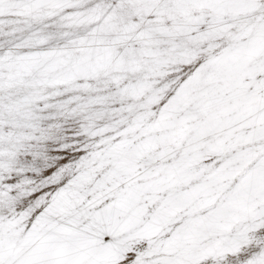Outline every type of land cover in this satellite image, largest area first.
I'll list each match as a JSON object with an SVG mask.
<instances>
[{"label": "rangeland", "instance_id": "obj_1", "mask_svg": "<svg viewBox=\"0 0 264 264\" xmlns=\"http://www.w3.org/2000/svg\"><path fill=\"white\" fill-rule=\"evenodd\" d=\"M7 1L0 0V26L2 27H0V48L3 49H0L2 53L0 54L2 56L0 58V93L3 98L7 97L6 102L0 101V112L14 100L18 101L21 98V92L29 88L32 92L41 90V94L54 93L55 96H51V99L56 104L62 101L64 104L62 110L75 107L78 113L75 117L70 115L55 118V123H59L61 129L56 131L58 135L52 146H61L68 150L61 151L63 154L49 164V168L43 169L44 172L43 170L38 172L35 177L38 181V179L50 177L52 173L59 170V175L54 178L56 179L54 184L22 185V195L25 186L33 185L34 187L26 188L29 194L27 197H22L19 203L10 202L14 205L12 208L10 206V208L5 206L0 208V237H9L11 242L21 247L19 252L28 249L42 252L40 246L58 242L64 244L62 241L67 244L71 242L78 244V249L66 248L62 251L60 258L55 257L58 259L56 264H60L67 258L66 256L71 257V264H160V262L164 264L166 261L165 264H216L226 258H236L246 254L249 247L243 238L247 234L252 235L264 221V53L252 61L250 58L246 59L251 62L239 72L211 80L204 88L192 90L202 81L199 78L200 72L198 74L194 70L193 63L197 64L196 61L202 55L211 51L208 47L219 45L218 43L226 37L204 43L197 54L188 56V60L182 61L187 59V56L183 57L181 53L178 58L165 60V65L161 67L163 74L145 78L152 83L149 90L134 98L110 104L113 116H106L102 119L104 121L97 117L88 119L85 118L86 114L90 115L98 105L84 106L80 103L82 100H72L71 97H83L86 93L85 84L93 80L89 77L80 78V75L84 74L77 73L74 69L80 67L78 64L80 61L93 59L97 55L100 57L102 47H107L109 44H102L100 48L94 50L92 57L87 55L91 52L89 50L79 49L82 52L78 51L79 45L90 46L93 44L92 40H98L103 36L113 40V35L108 33L114 31L116 33L119 28H170L178 22L189 24L187 28H191L192 22L193 25H197L196 27L203 28L202 23L199 24L197 20L201 17L212 18L214 13L206 7L198 8V10L196 6H193L202 3V0H185L186 4L181 6L176 4V7L170 6L171 0H166L170 10L157 8V3H164L165 0H135L136 2L61 0L64 3L73 1L77 5L80 4L79 8L84 10L93 8L92 14L100 9V15L106 16L99 17L100 20L95 16L92 20H89V17H81L75 23L71 21V16L75 12L76 5L73 6L75 3L70 2L72 6H68V2L67 4L61 2L58 5L59 0H54L57 5L51 2L53 0H36L37 3L33 0V3L30 2L31 0L28 2L27 0ZM260 1L253 0V5L256 7ZM9 2L14 5L10 6ZM44 2H48L47 6L51 3L47 7L46 4L44 6ZM100 2L107 4L104 7ZM51 4H55V11V6ZM82 4H85V7L81 6ZM62 5L65 9L67 7V10ZM26 7L32 12L31 14ZM58 7L61 9L58 10ZM42 8L46 13L44 17ZM253 9L247 13L238 11L237 18L240 21L243 20V15L253 14ZM2 12L7 14L4 15ZM68 14L70 17L66 18ZM28 27L30 31L33 29L32 32L36 35L40 33L38 37L45 38H37L42 39L37 43L33 39H24L18 46L15 37L18 33L21 37L33 35L29 34ZM239 27L243 28L244 25ZM66 28H72L71 30L75 28L71 33L74 34V38L66 35V31H69ZM8 38L13 43H10ZM8 45L12 47L9 48ZM44 45H47L46 48ZM3 46L6 48L4 49ZM35 53H39L38 56ZM222 57V55H215L212 60L218 62ZM8 60L13 61V64L8 65ZM92 73L95 74V71ZM67 75L68 77H65ZM69 76H72V79ZM72 85H77L76 88L83 87L84 92L66 88ZM104 87L100 90V94L107 91L106 86ZM73 93H78L80 96H73ZM144 104L149 106L140 109V106ZM212 104L215 106L213 107ZM164 105L165 109H163ZM209 107L210 109H207ZM30 108L32 110L36 108L38 112L42 110L37 102ZM118 108L124 111L125 124L124 122L116 123L118 118L115 113L118 112ZM135 111L136 113L132 114ZM44 112L47 111L44 110ZM90 123L98 124V129L108 124L113 126L106 132L107 140L99 144L103 137L99 136L93 140L98 142L97 146L94 145L86 150L83 149L86 141L82 142L79 150L77 145H72L70 137L67 136L76 134L81 125ZM130 123L135 126L133 127ZM219 142L221 145L218 146ZM6 175H10V172ZM4 182L6 184L3 185L7 188L9 185L15 186L11 184L14 183L11 178ZM93 223H100L99 227L104 226L94 230ZM119 223L125 225L121 226ZM195 228L198 231L194 230ZM95 231L99 235L96 237L98 241L92 236ZM101 231L105 234L100 233ZM28 238L31 239L30 244H24ZM92 239L95 240L91 241ZM169 244L170 246H167ZM18 253L16 255H19ZM29 257H24V260L21 258L22 261L18 263L28 264ZM113 257L120 258L115 262L112 261ZM161 259L162 261H159Z\"/></svg>", "mask_w": 264, "mask_h": 264}, {"label": "bare ground", "instance_id": "obj_2", "mask_svg": "<svg viewBox=\"0 0 264 264\" xmlns=\"http://www.w3.org/2000/svg\"><path fill=\"white\" fill-rule=\"evenodd\" d=\"M12 1V0H8ZM7 1V2H8ZM17 1V0H16ZM26 1V0H22ZM30 0H27V2ZM36 1V0H33ZM58 1V0H55ZM54 0L51 2H55ZM61 4V0H59ZM77 1V0H75ZM82 1V0H81ZM85 1V0H84ZM9 2V3H10ZM31 3L32 0L30 1ZM50 2V3H51ZM68 2V1H67ZM67 2L62 3L67 4ZM73 3V1H70ZM68 2V6L70 4ZM78 2V1H77ZM88 2V1H86ZM126 2H136L135 0H126ZM146 2V1H145ZM37 3V1H36ZM39 3V1H38ZM48 3V2H46ZM44 2V6L46 4ZM49 3V5H50ZM75 3V2H74ZM73 3V4H74ZM101 5L104 6L107 3L100 2ZM113 3V2H112ZM11 4V3H10ZM14 5V3H12ZM12 4L10 6H12ZM57 5V2H55ZM55 4H51L54 5ZM176 4L178 6L181 4H186L185 0H171L170 6L176 7ZM48 5V6H49ZM75 12L71 16V21H78L81 17H89V20H92V17H106L101 16L100 9H97L92 14V9H81L79 8V5L76 3L73 5L75 6ZM85 4H82L81 6H84ZM100 5V4H99ZM109 5V4H108ZM107 5V6H108ZM147 5V4H146ZM9 6V5H7ZM22 6V5H21ZM47 6V4H46ZM47 6V7H48ZM78 6V7H77ZM106 6V7H107ZM148 6V5H147ZM168 2L165 0L164 3H157V8L161 10H170L168 7ZM193 6H196L198 8L206 7L209 10H211L214 14H212V18L209 17V19H204L201 17L198 21L199 24L202 23L204 26L203 28H198L195 25L191 23V28H187L189 24L187 23H175L171 25L170 28H119V30L115 33L109 32L108 34L113 35V40H108V38H99L98 40H92L90 46L85 45H79L78 51L84 50V51H91L87 55L92 57L94 54V50L100 48L102 44H109L107 47H102L100 50V57L97 55L93 59H85L83 61H80L78 64L80 65L79 68L74 69L77 73H83L84 75H80V78H86L89 77L90 80L92 78L93 81H88L87 84H85V95L82 97L78 95V93H73V96L77 95L80 97H71L72 100H78L81 101L80 103L84 106L88 105H98L96 109L94 108L92 110V113L90 115L86 114L85 118H100L101 120L105 118L106 116H113L112 110L110 109V104L115 102H121L126 99L134 98L135 96L140 95L141 93L147 91L150 89V86H152V83L145 80V78L150 77L152 75H161L162 69L161 67L164 66L165 60H173L174 58H178L182 54L183 57L187 56V59H182V61L188 60V56H193L197 54L201 49V45L207 42H211L213 40L219 39L221 37H226L222 42H219V45H213L208 47L210 49V52H206L204 55H202L197 62V64L193 63L194 70L196 72H200L199 78L202 80L200 84L196 85L192 90L201 89L204 88L206 84L210 83L211 80H216L220 77H225L228 75H233L242 68L247 65L249 62H251L253 59H255L257 56L264 53V0H261L258 5L255 7L253 5V0H202V3L195 4ZM19 8L18 6H16ZM15 7V8H16ZM37 7V6H36ZM42 6H40L41 8ZM51 7V6H50ZM49 7V9H50ZM61 7V6H60ZM58 7V10L61 9ZM64 8L65 6L62 5ZM85 7V6H84ZM89 7V6H88ZM87 7V8H88ZM105 7V6H104ZM149 7V6H148ZM16 8V9H17ZM24 8V6H23ZM39 8V9H40ZM53 8V7H52ZM70 8V7H69ZM68 8V10H69ZM188 8V7H187ZM186 8V9H187ZM254 8V9H253ZM15 9V10H16ZM20 9V8H19ZM27 9V7H26ZM38 9V10H39ZM46 9V8H45ZM49 9L47 13L49 12ZM65 9V8H64ZM73 9V7H72ZM251 9H253V14L250 15H243L244 19L239 20L237 18V12H249ZM10 10V9H9ZM8 10V11H9ZM25 10V9H24ZM28 10V9H27ZM42 10H44L42 8ZM41 10V11H42ZM52 10V9H51ZM56 10V6L54 8V11ZM67 10V7L66 9ZM64 10V11H65ZM71 10V8H70ZM141 10V9H140ZM199 10V9H198ZM133 11V10H132ZM131 11V13H132ZM10 12V11H9ZM16 12V11H15ZM26 12V11H25ZM31 11L28 10V13ZM43 12V11H42ZM1 13V12H0ZM3 13V12H2ZM12 13V12H11ZM32 13V12H31ZM30 13V14H31ZM69 13V12H68ZM4 14V13H3ZM5 13L4 15H6ZM10 14V13H9ZM8 14V15H9ZM42 15L44 17L45 15ZM103 14V12H102ZM22 15V14H21ZM60 15V14H59ZM66 16V18L70 17ZM11 16V15H10ZM15 16L19 19L18 15L15 14ZM14 16V17H15ZM32 16V15H31ZM52 16H54L52 14ZM138 16V14H137ZM147 16V15H146ZM208 16V15H207ZM206 16V17H207ZM1 17V16H0ZM3 17V16H2ZM65 17V16H63ZM239 17V16H238ZM6 18V17H5ZM208 18V17H207ZM8 19V17H7ZM43 19V18H42ZM47 20V18H44ZM97 19V18H96ZM61 20V19H60ZM100 20V19H99ZM105 20V18H104ZM8 21V20H7ZM11 21V20H10ZM21 21V20H20ZM19 21V22H20ZM36 21V20H35ZM53 21V20H52ZM47 22V21H46ZM68 22V20H67ZM86 22V21H83ZM117 22V21H116ZM120 22V21H119ZM3 23V22H2ZM13 22L11 21V24ZM15 23V22H14ZM23 23V22H22ZM25 23V22H24ZM70 23V22H69ZM7 24V23H6ZM33 24V23H32ZM85 24V23H84ZM136 24V23H135ZM4 25V24H3ZM20 25V24H19ZM74 25V23H73ZM86 25V24H85ZM240 25H244L243 28H240ZM34 26V25H33ZM37 26V25H36ZM45 26V25H44ZM161 26V25H160ZM164 26V25H163ZM1 27V26H0ZM57 28L59 26H56ZM63 27V26H62ZM84 28V26H82ZM117 27V26H116ZM159 27V26H158ZM166 27V26H165ZM2 28V27H1ZM6 28V27H5ZM32 28V27H31ZM34 28V27H33ZM36 28V27H35ZM47 28V27H46ZM61 28V27H60ZM112 28V27H111ZM30 28L28 27V31ZM69 31H66V35L68 37L74 38V34H71L73 30L72 28H66ZM117 29V28H116ZM15 30V29H14ZM43 30V29H42ZM63 30V29H62ZM94 30V29H93ZM12 31V30H10ZM33 31V29H32ZM30 31L29 34H33L27 37H21L18 33V36L16 37V44H22L21 42L24 39L34 40L35 43L39 42L42 39L38 37L34 32ZM41 32V30H39ZM51 31V30H50ZM71 31V32H70ZM76 31V30H75ZM15 32V31H14ZM37 32V31H36ZM48 32V31H46ZM43 33V32H42ZM51 33V32H50ZM94 33V32H93ZM46 34V33H45ZM1 35V33H0ZM5 35V33H4ZM25 35V34H24ZM28 35V34H27ZM49 35V34H48ZM47 35V36H48ZM52 35V34H51ZM49 35V36H51ZM70 35V36H69ZM7 36V35H6ZM14 36V35H13ZM65 36V35H64ZM79 36V35H78ZM14 37V39H15ZM2 38V37H1ZM45 38V37H42ZM10 42V38H8ZM46 40V39H45ZM68 40V39H67ZM6 41V40H5ZM4 42V40H3ZM12 42V41H11ZM10 42V43H11ZM109 42V43H106ZM13 43V42H12ZM26 44V43H25ZM15 45V44H14ZM15 45V46H17ZM7 46V45H6ZM9 46V45H8ZM19 46V45H18ZM45 48L47 45H44ZM49 46V45H48ZM1 47V46H0ZM12 47L11 45L9 48ZM25 47V45H24ZM27 47V46H26ZM29 47V46H28ZM43 47V46H42ZM5 49L6 47L3 46ZM31 48V47H30ZM72 48V47H71ZM207 48V47H206ZM1 49V48H0ZM8 49V48H7ZM19 49V48H18ZM74 49V48H73ZM80 49V50H79ZM205 49V48H204ZM3 50V49H1ZM50 50V49H49ZM62 50V49H61ZM71 50V49H70ZM206 50V49H205ZM41 53V50H39ZM72 51V50H71ZM4 52V51H3ZM43 52V50H42ZM53 52H55L53 50ZM60 52V51H59ZM76 52V51H75ZM82 52V51H80ZM14 53V52H13ZM181 53V54H180ZM2 55V53L0 52ZM8 54V53H5ZM9 54H11L9 52ZM26 54V53H25ZM31 54V53H30ZM33 54V52H32ZM36 54V53H35ZM34 54V56H35ZM39 54V53H38ZM36 54V56H38ZM44 54V53H43ZM47 55V53H45ZM54 54V53H53ZM57 54V53H56ZM0 55V58L2 57ZM4 55V53H3ZM42 55V54H41ZM220 56L222 55V59L218 62H214L212 60V57L214 56ZM15 56V55H14ZM17 56V55H16ZM31 56V55H30ZM29 56V57H30ZM49 56V54L47 55ZM46 56V57H47ZM61 56V55H60ZM86 56V58H90ZM5 57V55H4ZM13 57V56H11ZM19 57V56H18ZM40 57V56H39ZM76 57V56H75ZM82 57V56H81ZM6 58V57H5ZM63 58V57H62ZM83 58V57H82ZM250 58L251 61H247L246 59ZM24 59V58H23ZM43 61L44 58L42 57ZM70 60V58H68ZM77 59V58H76ZM60 60V59H59ZM75 60V58H74ZM78 60V59H77ZM34 61V60H33ZM51 61V60H50ZM57 61V59H56ZM67 61V60H66ZM73 61V59H72ZM71 61V62H72ZM181 61V60H180ZM260 61V60H259ZM262 61V60H261ZM5 62V61H4ZM63 62V59H62ZM173 62V61H172ZM13 64V61L8 60L7 64ZM27 63V62H25ZM32 63V62H31ZM45 63V62H44ZM5 63V65L7 66ZM63 64V63H62ZM68 64V63H67ZM183 64V63H182ZM47 64H45L46 66ZM49 65V64H48ZM3 66V65H2ZM5 66V67H6ZM14 66V65H12ZM16 66V65H15ZM14 66V67H15ZM44 66V65H43ZM50 66V65H49ZM53 66V65H52ZM55 66V65H54ZM73 66V64H72ZM8 67V66H7ZM32 67V66H31ZM40 67V66H39ZM56 67V66H55ZM53 67V68H55ZM60 67V66H59ZM63 67V65H62ZM183 67V65H182ZM12 68V67H11ZM10 68V69H11ZM18 68V66H17ZM33 68H35L33 66ZM57 68V67H56ZM74 68V67H73ZM193 68V67H192ZM2 69V68H1ZM42 69V68H41ZM44 69V68H43ZM249 69V68H248ZM24 70V69H23ZM66 70V69H65ZM192 70V69H191ZM39 71V70H38ZM46 71V70H45ZM70 71V70H69ZM92 71H95V74L92 73ZM64 72V70H63ZM73 72V71H72ZM75 72V73H76ZM192 72V71H191ZM14 73V72H13ZM17 73V72H16ZM48 73V72H47ZM74 73V74H75ZM256 73V72H255ZM264 73V72H263ZM4 74V73H3ZM6 74V73H5ZM21 74V73H20ZM31 74V73H30ZM29 74V75H30ZM71 74V73H70ZM73 74V73H72ZM97 74V75H96ZM167 74V73H166ZM193 74V73H192ZM10 75V73H9ZM26 75V74H25ZM56 75V74H55ZM69 75V74H68ZM65 76V77H68ZM99 75V76H98ZM19 76V74H18ZM243 76V75H242ZM252 76V75H251ZM13 77V76H12ZM33 77V76H32ZM98 77V78H96ZM183 77V76H182ZM7 78V77H5ZM20 78V77H19ZM25 78V77H24ZM28 78V77H27ZM52 78V77H51ZM70 79H72V76H69ZM75 78V77H74ZM10 79V78H9ZM29 79V78H28ZM53 79V78H52ZM151 79V78H150ZM16 80V79H15ZM22 80V79H21ZM24 80V79H23ZM65 80H67L65 78ZM5 81V80H4ZM12 81V80H11ZM18 81V80H17ZM27 81V80H26ZM33 81V80H32ZM35 81V79H34ZM33 81V82H34ZM56 81V80H55ZM188 81V80H187ZM190 81V78H189ZM224 81V80H223ZM261 81V80H260ZM13 82V81H12ZM16 82V81H15ZM19 82V81H18ZM36 82V81H35ZM66 82V81H65ZM102 83L101 85L98 83ZM153 82V81H152ZM10 83V82H9ZM25 83V82H24ZM27 84V83H26ZM78 85V84H77ZM77 85L67 86L66 88L68 90L74 88L78 91L82 90L83 87L76 88ZM84 85V84H83ZM182 85V84H181ZM261 85V84H260ZM263 85V84H262ZM9 86V85H8ZM19 88V85H17ZM16 86V87H17ZM106 86V92L103 94H100V90ZM120 86V87H118ZM183 86V85H182ZM12 87V86H10ZM113 87V88H111ZM116 87H118L116 89ZM175 87V86H174ZM257 87V86H256ZM262 87V86H261ZM260 87V89H261ZM47 88V87H46ZM182 88V87H181ZM221 88V87H220ZM105 89V87H104ZM173 89V88H172ZM180 89V88H179ZM259 89V87H258ZM35 90V89H34ZM41 90H38V92H32L29 90V88H25L21 92V98L18 101L11 102L7 107H5L0 112V208H12L14 205H11L10 202L17 201V203L20 202L22 197H27L29 192H27L26 188L34 187L33 185L25 186L23 188L24 193L22 195L21 187L22 185L26 184H37V185H47V184H54V178L59 175V170H56V172L52 173L50 177L47 178H41L35 180V177L38 172L41 170H45L46 168H49V164H52L60 155L61 151H64L67 148L64 147H53V141L57 137L56 131L60 128L59 123H55L56 117L58 116H72L75 117L77 115L78 110H75V107L71 109H64L62 110V106L64 105L61 102L54 103L51 99V96H55L54 93L52 95L47 94H41ZM57 91V90H56ZM177 91V89H176ZM182 91V90H181ZM213 91V90H212ZM244 91V90H243ZM10 92V91H8ZM7 92V93H8ZM16 92V91H15ZM59 92V91H58ZM84 92V91H83ZM170 93V92H169ZM178 93V92H177ZM176 93V94H177ZM211 93V92H210ZM215 93V92H214ZM241 94V92H239ZM238 93V94H239ZM243 93V92H242ZM10 94V93H9ZM50 94V93H49ZM206 94V92H205ZM209 94V93H208ZM216 94V93H215ZM237 94V95H238ZM255 94V92H254ZM179 95V94H178ZM199 95V94H198ZM202 95V94H201ZM17 96V95H16ZM53 96V97H54ZM187 96V94H186ZM200 96V95H199ZM240 96V95H239ZM18 97V96H17ZM151 97V96H150ZM162 97V96H161ZM173 97V96H172ZM171 98V97H170ZM169 98V100H170ZM175 98V96H174ZM198 98V97H195ZM7 97L3 98V96L0 93V101L6 102ZM69 99V98H68ZM70 99V100H71ZM150 99V98H149ZM262 99V98H261ZM168 100V101H169ZM172 100V99H171ZM245 100V99H244ZM39 101V102H38ZM69 101V100H68ZM243 101V100H242ZM37 102L40 107H42L41 111L38 112V109L33 108V110L30 108L33 106V104ZM66 102V100H65ZM202 102V101H201ZM209 102V101H208ZM241 102V101H240ZM68 103V102H67ZM73 103V102H72ZM160 103V102H159ZM171 103V102H170ZM197 103V102H196ZM238 103V102H237ZM236 103V104H237ZM243 103V102H242ZM245 103V102H244ZM167 103H165L166 105ZM190 104V103H189ZM81 105V106H82ZM165 105L164 108L165 109ZM201 105V104H200ZM199 105V106H200ZM204 105V104H203ZM80 106V107H81ZM92 106V107H93ZM148 104H144L140 106V109H144L148 107ZM211 106V105H210ZM213 106V104H212ZM211 106V108H212ZM215 106V104H214ZM213 106V107H214ZM217 106V105H216ZM24 107V108H23ZM90 107V106H89ZM125 107V106H124ZM207 107V106H206ZM85 108V107H84ZM87 108V107H86ZM129 109V107H127ZM162 108V107H161ZM169 108V105H168ZM167 108V109H168ZM198 108V107H197ZM204 108V107H203ZM117 109V108H116ZM118 112L115 113V115L118 118V122L121 123L126 120V117H124V111L122 108H118ZM207 109H210L207 108ZM216 109V107H215ZM37 110V111H36ZM46 110L47 112H44ZM51 110H54L56 112H52ZM89 110V109H86ZM179 110V108H178ZM170 111V110H169ZM189 111V110H188ZM200 111V110H199ZM81 112V111H80ZM79 112V113H80ZM86 112V111H84ZM88 112V111H87ZM162 112V109H161ZM171 112V111H170ZM194 112V111H193ZM201 112V111H200ZM203 112V110H202ZM221 112V111H220ZM136 113L133 112L132 114ZM173 113V112H172ZM171 113V114H172ZM189 113V112H188ZM215 113V112H214ZM83 116V113H81ZM114 115V116H115ZM155 115V114H154ZM169 115V114H168ZM201 115V114H199ZM198 115V116H199ZM173 116V115H172ZM195 116V114H194ZM120 118V119H119ZM139 118V117H138ZM249 118V117H248ZM59 119V118H58ZM71 119V118H70ZM74 119V118H73ZM125 119V120H124ZM137 119V118H136ZM135 119V120H136ZM154 119V117H153ZM78 120V118H77ZM138 120V119H137ZM104 121V120H102ZM113 122V121H112ZM108 123V122H107ZM111 123V122H110ZM136 121L134 122V124ZM212 124V122H210ZM72 124V123H71ZM125 124V122H124ZM132 124V123H130ZM138 124V123H137ZM152 124V123H150ZM208 124V123H205ZM106 125V124H105ZM172 125V124H171ZM170 125V126H171ZM98 124L90 123V124H84L79 127V131L72 135L67 136L70 137V140L72 141V145L75 144L81 148L82 142L86 141L85 147L83 149L86 150V148L92 147L94 145L97 146L98 142L93 141L95 138H98L99 136H103L101 141H99V144L106 139L107 135L106 132L111 129L113 125L108 124V126H104L101 129L97 128ZM131 126V125H130ZM133 126V124H132ZM131 126V127H132ZM135 126V125H134ZM133 126V127H134ZM153 126V125H152ZM206 126V125H205ZM208 126V125H207ZM116 127V126H115ZM150 127V126H149ZM157 127V126H156ZM155 127V129H156ZM175 127V126H174ZM210 129V126H208ZM207 127V128H208ZM141 128V127H140ZM139 128V129H140ZM215 128V127H214ZM138 129V128H137ZM158 129V128H157ZM169 129H172V127ZM221 129V128H220ZM223 129V128H222ZM130 130V129H128ZM134 130V129H133ZM201 130V129H200ZM203 130V127H202ZM201 130V131H202ZM211 130V129H210ZM209 130V131H210ZM217 130V129H216ZM219 130V129H218ZM231 130V129H230ZM155 131V130H154ZM159 131V130H158ZM162 131V130H161ZM164 131V130H163ZM167 131V129H166ZM233 131V130H232ZM177 132V130H176ZM197 132V131H196ZM195 132V133H196ZM199 132V131H198ZM213 132V131H212ZM189 133V132H188ZM194 133V134H195ZM127 134V133H126ZM171 134V133H170ZM202 134V133H201ZM204 134V132H203ZM62 135V134H60ZM139 135V134H138ZM184 135V134H183ZM200 135V134H199ZM182 136V135H180ZM140 137V136H139ZM177 137V136H176ZM217 137V136H215ZM64 138V137H63ZM196 139V138H195ZM173 140V139H171ZM198 140V139H197ZM38 144V142H40ZM172 142V141H170ZM190 142V141H188ZM196 143L195 141H193ZM224 142V140H223ZM149 143V141H148ZM151 143V142H150ZM230 143V142H229ZM187 144V142H186ZM190 144V143H189ZM216 144V143H215ZM221 145V143H218ZM231 144V143H230ZM136 145V144H135ZM66 146V145H65ZM124 146V145H123ZM193 146V145H192ZM214 146V145H213ZM228 146V145H227ZM129 147V146H128ZM127 147V148H128ZM137 147V146H136ZM212 148V146H210ZM215 147V146H214ZM263 147V146H262ZM74 148V147H73ZM133 148V147H132ZM138 148V147H137ZM216 148V147H215ZM77 149V148H76ZM91 149V148H90ZM134 149V148H133ZM178 149V148H177ZM68 150V149H67ZM80 150V149H79ZM88 150V149H87ZM83 151V150H82ZM178 151V150H177ZM214 151V150H213ZM227 151V150H226ZM207 152V151H206ZM219 151H217L218 153ZM73 153V152H72ZM69 154V153H68ZM187 154V153H186ZM229 155V154H228ZM159 156V155H158ZM73 157V156H72ZM70 158V157H69ZM72 159V158H71ZM77 160V159H76ZM182 160V159H181ZM70 161V160H69ZM71 162V161H70ZM69 163V162H66ZM117 163V162H116ZM120 163V162H119ZM72 165V164H71ZM179 165V164H178ZM177 165V166H178ZM67 167V166H66ZM69 167V166H68ZM209 169V168H208ZM43 170V172H44ZM176 170V169H175ZM8 172H10V175H6ZM42 172V174H43ZM41 174V175H42ZM172 177V176H171ZM193 177V176H192ZM13 179L15 186L9 185L8 188L6 187V184L4 181L8 179ZM200 178V177H199ZM211 178V177H210ZM91 180V179H90ZM8 184V183H7ZM5 186V187H4ZM12 188V189H10ZM42 189V188H41ZM198 189V188H197ZM246 189V188H245ZM230 199V198H229ZM95 200V199H94ZM16 203V204H17ZM15 204V205H16ZM56 204V203H55ZM10 206V207H9ZM230 206V205H229ZM239 206V204H238ZM66 211V210H65ZM142 213V212H141ZM70 216V215H68ZM202 216V215H201ZM102 217V216H101ZM104 217V216H103ZM180 217V216H179ZM110 218V217H109ZM177 218V217H176ZM62 219V218H60ZM68 219V218H67ZM86 219V218H85ZM106 219V218H104ZM191 219V218H190ZM144 220V219H143ZM180 220V219H179ZM121 221V220H120ZM172 221V220H171ZM181 221V220H180ZM195 221V220H194ZM62 222V221H61ZM90 222V221H88ZM126 222V221H125ZM176 222V221H175ZM183 222V221H182ZM181 222V223H182ZM80 223V222H79ZM146 223V222H145ZM230 223V222H229ZM45 224V223H44ZM49 224V223H48ZM86 224V223H85ZM94 224V223H93ZM104 224V223H103ZM112 224V223H111ZM121 224V223H119ZM136 224V223H135ZM9 225V224H8ZM12 225V224H11ZM101 225L100 223L94 224L95 229H101L103 226L99 227ZM125 225V224H124ZM121 224V226H124ZM219 225V224H218ZM223 225V224H222ZM260 225V224H259ZM258 225V226H259ZM10 226V225H9ZM70 226V225H69ZM75 226V225H74ZM83 226V225H82ZM110 226V225H109ZM128 226V225H127ZM193 226V225H192ZM204 226V225H203ZM262 226V227H261ZM256 231H252V235H246L243 238V241L248 244V252L240 257L236 258H226L221 262H218L216 264H264V221ZM136 227V226H135ZM139 226L137 225V228ZM177 227V226H176ZM175 227V228H176ZM187 227V226H186ZM202 227V226H201ZM35 228V227H34ZM150 228V227H149ZM190 228V227H189ZM188 228V230H189ZM205 228V226H204ZM4 229V228H3ZM124 229V228H123ZM122 229V230H123ZM200 229V228H199ZM72 230V229H71ZM88 230V229H87ZM110 230H112L110 228ZM128 230V229H127ZM147 230V229H146ZM193 230V229H192ZM196 230V228L194 229ZM18 231V230H17ZM33 231V230H32ZM109 231V230H107ZM126 231V230H125ZM136 231V230H135ZM148 231V230H147ZM190 231V230H189ZM198 231V229L196 230ZM195 231V232H196ZM14 232V231H13ZM66 232V231H65ZM90 232V231H89ZM132 232V231H131ZM142 232V231H141ZM146 232V231H145ZM180 232V231H179ZM184 232V231H183ZM188 232V231H187ZM186 232V233H187ZM249 232V231H248ZM251 232V231H250ZM17 233V232H16ZM100 233H104V231H101ZM123 233V232H122ZM147 233V232H146ZM149 233V232H148ZM193 233V231H192ZM210 233V232H209ZM45 234V233H44ZM72 234V233H70ZM111 234V233H110ZM129 234V233H128ZM167 234V233H166ZM184 234V233H183ZM202 234V233H200ZM246 234V233H245ZM97 232L92 234L94 238L97 237ZM122 235V234H120ZM135 235V234H134ZM182 235V234H181ZM187 235V234H186ZM226 235V234H225ZM228 235V234H227ZM11 236V235H10ZM14 236V234H13ZM99 236V235H98ZM109 236V235H108ZM115 236V235H114ZM159 236V235H158ZM192 236V235H191ZM201 236V235H200ZM206 236V234H205ZM41 237V236H40ZM57 237V236H56ZM60 237V236H59ZM82 237V236H81ZM80 237V239H81ZM185 237V236H184ZM211 237V236H210ZM227 237V236H226ZM224 237V238H226ZM242 237V236H241ZM31 238V237H30ZM35 238V237H34ZM77 238V237H76ZM137 238V237H136ZM139 238V237H138ZM188 238V237H187ZM191 238V237H190ZM189 238V239H190ZM208 238V237H207ZM92 239L91 241L95 240ZM112 239V238H111ZM142 239V238H141ZM156 239V238H155ZM181 239V238H180ZM204 239V238H203ZM97 240V239H96ZM116 240V239H115ZM123 240V239H122ZM125 240V239H124ZM128 240V239H127ZM193 240V239H192ZM214 240V239H213ZM231 240V239H229ZM236 240V239H235ZM76 241V240H75ZM89 241V240H88ZM98 241V240H97ZM137 241V240H136ZM140 241V240H139ZM199 241V240H198ZM219 241V240H218ZM239 241V240H238ZM31 239H26L24 241V244H30ZM35 242V240H33ZM38 242V241H36ZM64 244L58 242V243H51V244H44L40 246L42 252L33 251V250H26L23 252H19L21 250V247L16 246L13 242L10 241L9 237H0V263L1 262H7L6 264H17L18 262L24 260V257L30 256L28 260V264H56V260H58L55 257H59L62 254V251L64 249H78L79 246L75 242H71L70 244H67L65 241H62ZM90 242V241H89ZM116 242V241H115ZM147 242V241H146ZM224 242V240H223ZM243 242V243H244ZM79 243V242H78ZM84 243V242H83ZM108 243V242H107ZM114 243V242H111ZM154 243V242H152ZM162 243V242H161ZM226 243V242H225ZM22 244V243H21ZM34 244V243H33ZM100 244V243H99ZM118 244V243H117ZM116 244V245H117ZM129 244V243H127ZM126 244V246H127ZM195 244V243H191ZM198 244V243H197ZM32 245V244H31ZM105 245V244H104ZM115 245V244H114ZM133 245V244H132ZM228 245V243H227ZM97 246V245H96ZM154 247V245L152 244ZM163 246V245H162ZM167 246H170L167 245ZM179 246V245H178ZM194 246V245H193ZM212 245H210L211 247ZM230 246V245H229ZM243 246V245H242ZM29 247V246H28ZM197 247V246H196ZM201 247V246H200ZM119 248V247H118ZM142 248V247H141ZM182 248V247H181ZM216 248V247H215ZM120 249V248H119ZM126 249V248H125ZM137 249V248H136ZM173 249V248H172ZM171 249V250H172ZM211 249V248H210ZM235 249V248H234ZM91 250V249H90ZM115 250V249H114ZM152 250V249H150ZM195 250V249H194ZM246 250V249H245ZM118 251V250H117ZM167 251V250H166ZM173 251V250H172ZM197 251V250H196ZM201 251V250H200ZM204 251V250H203ZM218 251V250H217ZM19 252V253H18ZM48 252V253H47ZM130 252V251H129ZM180 252V251H179ZM188 252V249H187ZM213 252V251H212ZM245 252V251H244ZM18 253L19 255H16ZM165 253V252H164ZM173 253V252H172ZM190 253V252H189ZM35 254V255H34ZM72 254V253H71ZM160 254V253H159ZM167 254V253H166ZM204 254V253H203ZM212 254V253H211ZM215 254V253H214ZM34 255V256H31ZM69 255V254H68ZM134 255V254H133ZM219 255V254H218ZM128 256V255H126ZM193 256V255H192ZM201 256V255H200ZM208 256V255H207ZM220 256V255H219ZM60 264H71V257L66 256ZM94 257V256H93ZM21 258H23L21 260ZM120 257H113L112 261L116 262V259ZM164 258V257H163ZM199 258V257H198ZM77 259V258H76ZM123 259V258H122ZM128 259V258H127ZM167 259V258H166ZM196 260V258H194ZM222 259V258H220ZM61 260V259H60ZM105 260V259H104ZM172 260V259H171ZM175 260V258H174ZM185 260V259H184ZM200 260V258H199ZM215 260V259H214ZM91 261V260H90ZM99 261V260H98ZM121 261V260H120ZM156 261V260H155ZM154 261V262H155ZM159 261H162L159 260ZM198 261V260H197ZM217 261V260H216ZM109 262V261H108ZM167 262V261H166ZM165 262V263H166ZM176 262V261H175ZM192 262V260H191ZM190 262V263H191ZM215 262V261H214ZM59 263V262H58ZM92 263V262H91ZM164 263V264H165ZM182 263V262H181ZM193 263V262H192ZM206 263V262H205ZM5 264V263H1ZM19 264V263H18ZM88 264V263H87ZM102 264V263H101ZM124 264V263H123ZM161 264V262H160ZM163 264V263H162ZM174 264V263H173ZM177 264V263H176Z\"/></svg>", "mask_w": 264, "mask_h": 264}]
</instances>
